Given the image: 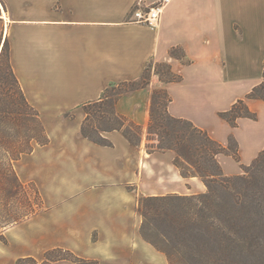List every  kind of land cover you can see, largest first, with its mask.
<instances>
[{"label": "crops", "instance_id": "0c3cea01", "mask_svg": "<svg viewBox=\"0 0 264 264\" xmlns=\"http://www.w3.org/2000/svg\"><path fill=\"white\" fill-rule=\"evenodd\" d=\"M136 1L4 0L0 52L8 39L13 70L49 142L14 163L20 179L38 187L44 210L6 229L0 264L42 261L56 247L99 264L169 263L140 233L138 199L202 193V179L183 177L173 150L149 152L144 139L132 145L113 130L104 133L113 145L103 146L81 134L80 105L99 99L112 82L140 77L150 62L169 63L182 80L163 82L153 71L149 86L117 100L120 114L146 131L153 89L165 87L171 115L223 145L238 143L240 162L217 155L226 175L242 173L264 150V100L247 99L258 119L242 117L236 127L219 115L263 79L264 0H169L156 26L131 20ZM174 46L189 63L170 55ZM70 110L74 118L64 116ZM162 155H169L165 167L154 170Z\"/></svg>", "mask_w": 264, "mask_h": 264}, {"label": "trees", "instance_id": "16d2710c", "mask_svg": "<svg viewBox=\"0 0 264 264\" xmlns=\"http://www.w3.org/2000/svg\"><path fill=\"white\" fill-rule=\"evenodd\" d=\"M0 1L5 6L4 0ZM170 55L189 63L180 47H172ZM5 56L7 62H4ZM153 66L150 62L136 79L110 83L99 99L80 105L85 113L81 134L103 146L113 145L104 136L113 130L120 131L132 145H141L144 139L149 152L173 150L174 164L183 177L202 179L206 192L142 195L138 199V211L143 217L140 233L167 256L169 264H261L264 258V150L252 164L243 166L244 174L226 175L217 155L230 154L240 160L238 143L230 138L229 144L223 145L191 120L171 115L168 106L172 97L165 87L153 89L146 131L120 114L116 109L117 100L149 86ZM153 70L163 82L182 80L167 62L155 63ZM249 98L264 100V71L263 81L219 115L233 127L242 117L258 119L257 113L247 105ZM64 116L74 118L75 110ZM48 142L41 113L27 100L13 70L6 39L0 52V240L4 243H8L7 228L44 210L38 187L34 182H23L14 163L31 153L36 144ZM29 188L35 192L34 199L20 212L15 201ZM147 221L154 227V234L145 230ZM61 261L99 264L98 260L78 256L62 247L46 250L42 261L26 256L18 258L16 264H59Z\"/></svg>", "mask_w": 264, "mask_h": 264}, {"label": "rangeland", "instance_id": "374dc122", "mask_svg": "<svg viewBox=\"0 0 264 264\" xmlns=\"http://www.w3.org/2000/svg\"><path fill=\"white\" fill-rule=\"evenodd\" d=\"M0 8H1V13H3L4 12V10H5V6L2 4V2L0 1ZM5 55H7V51H8V47H6L5 48ZM4 62H7V57L5 56V58H4ZM4 66L6 67V64L4 63ZM154 66H155V63H154ZM154 66H153V68H152V72H151V78H152V76H153V69H154ZM158 67V66H157ZM161 68H163L162 66H161ZM262 81H263V79H262ZM158 88V87H157ZM11 127L12 128H14L15 129V126H12L11 125ZM13 129V130H14ZM233 147L235 148L236 147V145H235V143L233 142ZM240 154V153H239ZM228 155H230V154H228ZM232 156V155H231ZM233 157V156H232ZM169 159V155H162V156H159L158 157V159L154 162V170H160V168H164L165 167V165H166V162H167V160ZM235 159V158H234ZM236 160V159H235ZM237 162H240V160H236ZM252 164V163H251ZM243 166H248V165H242V173H240V174H244V169H243ZM166 171L165 170H163V173H165ZM237 175H239V174H237ZM192 177V176H191ZM199 177V176H198ZM207 191V190H206ZM205 191V192H206ZM167 194H180V193H174V192H171V193H167ZM34 195H35V192H34V190L32 189V188H29V189H27V192H25V193H23V194H21L19 197H18V199L15 201V205L17 206V208L16 209H18L20 212L21 211H25V209H27V204L26 203H28L30 200H33L34 199ZM180 195H190V194H180ZM28 198V199H27ZM141 215V214H140ZM163 216H160L159 218H162ZM141 218H142V221H141V224H142V222H143V217H142V215H141ZM159 222H162V220H158ZM145 230L148 232V233H150V234H154L155 233V229H154V227H152L151 226V224L147 221V225H146V228H145ZM160 244L162 245V246H165V244L163 243V242H161L160 241ZM150 245H151V243H150ZM154 248V247H153ZM155 249V248H154ZM156 250V249H155ZM161 252V251H160ZM163 253V252H162ZM169 264V263H168ZM261 264H264V258H263V262L261 263Z\"/></svg>", "mask_w": 264, "mask_h": 264}, {"label": "built area", "instance_id": "2783aa9c", "mask_svg": "<svg viewBox=\"0 0 264 264\" xmlns=\"http://www.w3.org/2000/svg\"><path fill=\"white\" fill-rule=\"evenodd\" d=\"M169 0H157L156 2L143 6L142 0H137L131 11V20L156 26L161 18L163 9Z\"/></svg>", "mask_w": 264, "mask_h": 264}, {"label": "bare ground", "instance_id": "6f19581e", "mask_svg": "<svg viewBox=\"0 0 264 264\" xmlns=\"http://www.w3.org/2000/svg\"><path fill=\"white\" fill-rule=\"evenodd\" d=\"M2 15H4V16H5V15H6V13H5V12H3V13H2Z\"/></svg>", "mask_w": 264, "mask_h": 264}]
</instances>
